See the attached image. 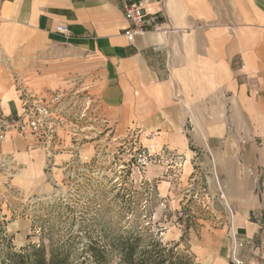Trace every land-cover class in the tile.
I'll list each match as a JSON object with an SVG mask.
<instances>
[{
    "label": "crops",
    "instance_id": "1",
    "mask_svg": "<svg viewBox=\"0 0 264 264\" xmlns=\"http://www.w3.org/2000/svg\"><path fill=\"white\" fill-rule=\"evenodd\" d=\"M126 1L0 0V113L21 111L18 86L94 92L118 125L156 131V145L187 151L206 142L215 158L264 167V0H136L149 29L131 37ZM30 139L7 133L1 174L5 158L43 169ZM229 172L245 188L236 167Z\"/></svg>",
    "mask_w": 264,
    "mask_h": 264
},
{
    "label": "rangeland",
    "instance_id": "2",
    "mask_svg": "<svg viewBox=\"0 0 264 264\" xmlns=\"http://www.w3.org/2000/svg\"><path fill=\"white\" fill-rule=\"evenodd\" d=\"M90 98L87 116L69 114L53 138L28 137L43 169L5 158L0 261L44 249L48 260L66 256L63 264H125L122 242L137 238L141 248L156 239L195 264H264V167L215 158L206 142L187 151L156 145V131L118 125ZM234 166L241 190L227 176Z\"/></svg>",
    "mask_w": 264,
    "mask_h": 264
},
{
    "label": "built area",
    "instance_id": "3",
    "mask_svg": "<svg viewBox=\"0 0 264 264\" xmlns=\"http://www.w3.org/2000/svg\"><path fill=\"white\" fill-rule=\"evenodd\" d=\"M123 13L131 23L125 30L127 36L140 35L148 31V20L144 18L140 2L127 0L123 4ZM153 29L163 35L174 31L172 28L162 26H154ZM57 31L61 34L69 33L68 27L64 25H59ZM18 94L21 107L17 114L18 118L9 119L8 115L0 113V142L5 140L9 131H15L24 138L38 139L46 135L53 138L59 124L70 123L67 119L73 115L69 114L75 113L82 119L87 116L92 103L90 96L72 90L44 95L28 87L18 86Z\"/></svg>",
    "mask_w": 264,
    "mask_h": 264
},
{
    "label": "trees",
    "instance_id": "4",
    "mask_svg": "<svg viewBox=\"0 0 264 264\" xmlns=\"http://www.w3.org/2000/svg\"><path fill=\"white\" fill-rule=\"evenodd\" d=\"M122 256L125 264H195L186 256H180L173 249L163 246L154 239L151 244L144 248L140 247L139 239L122 242ZM44 249H35L32 252L23 251L2 259L0 264H63L66 256L59 253L53 255L49 260L46 258ZM101 253V251H100ZM104 253V252H103ZM103 257L106 255L103 254ZM85 264V263H81Z\"/></svg>",
    "mask_w": 264,
    "mask_h": 264
}]
</instances>
